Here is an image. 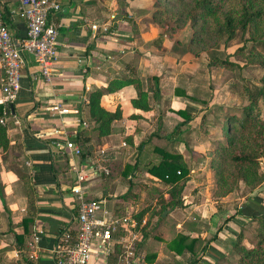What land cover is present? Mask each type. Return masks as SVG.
I'll use <instances>...</instances> for the list:
<instances>
[{
  "label": "crops",
  "instance_id": "obj_1",
  "mask_svg": "<svg viewBox=\"0 0 264 264\" xmlns=\"http://www.w3.org/2000/svg\"><path fill=\"white\" fill-rule=\"evenodd\" d=\"M136 1L59 0L60 8L49 15L57 31L50 75H41L31 53L22 51L20 85L15 97L6 100L0 92L2 123L9 141V157H3L0 150V264H56L52 249L61 229L76 225L78 199L71 187L77 171L85 174L81 181L83 197L101 196L105 208L114 214L130 212L135 217L150 202L139 221L140 227L146 223L150 234L142 244L135 245L139 227L133 243L134 264H146L145 254L150 252L154 264H190L187 251L176 253L166 246L177 231L199 236L206 242L199 258L191 264H230L224 259L231 254L235 264H239L232 244L237 233H243L250 216L264 210V182L259 189L241 195L236 204L230 203L227 195L217 201L200 190L201 196H188L191 172L200 170L208 177L211 169L206 164L207 151L213 141L222 137L217 132L213 136L212 129L204 132L199 128L204 123L209 127L205 122L209 106L202 101L207 71L196 59L159 56L146 50L142 44L144 23L137 17L128 19L132 7L138 6ZM15 4L16 0H0V11L9 12V31L19 41L26 25L15 14ZM127 74L144 82L143 89L147 76H157L158 94L152 97L147 90L149 108L143 110L130 102L137 91L134 84L104 90L101 105L107 109L118 106L121 116L111 122L109 133L97 136L87 122V92ZM52 101H59L69 111H50L47 106ZM178 108H185L190 117L184 121L175 112ZM223 108L219 107L220 114L213 121L217 128L226 110ZM160 110L163 115L158 118ZM152 131L167 136L170 150L181 155L188 169L181 189L182 204L163 209L160 216L152 212V206L158 207L157 190L167 197L168 184L147 169V163L159 158L152 149L156 136L151 134V139L145 141ZM64 136L81 142L84 154L74 155L55 147L54 141ZM192 156L197 159L192 161ZM108 159L121 164L136 159L138 163L129 180L117 174L106 181L108 167L104 161ZM24 178L32 190L30 202L26 199ZM117 185L123 188L114 193L111 190ZM203 187L207 192V186ZM191 221L193 226H189ZM15 233H22V239L16 241Z\"/></svg>",
  "mask_w": 264,
  "mask_h": 264
},
{
  "label": "trees",
  "instance_id": "obj_2",
  "mask_svg": "<svg viewBox=\"0 0 264 264\" xmlns=\"http://www.w3.org/2000/svg\"><path fill=\"white\" fill-rule=\"evenodd\" d=\"M191 17H212L208 26L213 35L220 38L225 34V38H231L238 30L241 33L249 31V39L254 42L260 39L264 34V0H193L191 5ZM2 21L7 24L9 12L0 11ZM248 59L259 63L263 68L260 77V85L254 91L248 92L247 102L240 109L242 116L238 117L231 111L225 110L220 122L221 138L216 140L215 145L207 151L208 165L211 168L214 177L213 196H222L232 190L242 181L248 190H252L263 180V171L260 169L261 157L264 154V117L261 113L264 110V51H258L252 45L248 50ZM132 83L136 88V95L130 99L133 107L147 109V90L152 97L158 94V77L150 75L146 77V88L141 87V80L136 75L127 74L123 77L110 79L104 87H93L87 92V107L90 129L95 131L97 136L105 135L110 132L111 122L121 116L120 108L107 109L100 103V96L106 91H112L124 84ZM4 106L0 103V117L3 115ZM175 112L187 120L190 113L185 108L175 109ZM130 116H132L130 114ZM151 134L156 136V143L152 144V149L159 154L156 162L147 163V169L150 173L156 175L165 183L167 187V197H162L160 190H157L156 202L157 209L152 206V212L160 216L165 208L180 206L182 204L181 189L187 179V166L181 160L178 152L171 151L170 145L166 140L167 136L152 131L148 134L145 141L151 139ZM76 141V140H75ZM80 147L81 142H76ZM8 137L6 128L0 123V150L4 157L8 155ZM141 143L138 144L140 147ZM138 161L133 163L121 164L118 160L108 159L104 161L108 170L105 174L106 181L111 180L117 174L126 177L128 180L134 168L137 167ZM178 170V172H176ZM25 194L27 202L32 199V190L24 178ZM130 190V188H129ZM128 194V191L124 194ZM151 194V193H150ZM85 199H97L99 197H84ZM150 202L145 203L135 214L137 221H140L142 213L148 209ZM256 221L255 242L246 247L241 241V233L238 232L232 244V247L238 253L239 264H264V210L250 216ZM22 221H27L22 219ZM188 222V221H187ZM192 224V225H191ZM76 225L74 227H65L61 229L57 241H60L61 232L67 230L71 237L75 235ZM146 223L140 227V236L136 244H142L148 234L145 229ZM193 226V221L189 223ZM156 237V236H155ZM14 239H22V233L14 234ZM168 249L176 253L187 251L191 256L188 258L190 264L195 262L201 252L206 247L205 240L199 236H191L186 233L177 231L167 241ZM153 254H145L146 264L152 262Z\"/></svg>",
  "mask_w": 264,
  "mask_h": 264
},
{
  "label": "rangeland",
  "instance_id": "obj_3",
  "mask_svg": "<svg viewBox=\"0 0 264 264\" xmlns=\"http://www.w3.org/2000/svg\"><path fill=\"white\" fill-rule=\"evenodd\" d=\"M192 1L137 0L138 6L132 7L131 16L128 19L130 21L134 20L133 17H137L144 23L142 44L149 52L176 58L183 55L181 57L185 59L193 58L196 59L197 64H204L207 71V88L203 93L205 100L202 101L206 102L207 107L209 106L207 114H205V116L207 115L205 122L209 123V127L204 123V128H199L204 129V132L212 129V135L215 136L216 132L217 135L221 134L220 126L217 128L216 123L213 122L220 114L219 107L222 106L227 111L233 110L238 117L242 116L240 107L247 102L248 92L256 90L260 85L263 68L259 63L250 61L247 52L252 48V45L256 50L264 51V34H261L260 39L254 42L249 39L250 32L247 30L242 33L237 30L229 39L225 38V34L217 38L208 26L212 17H191ZM142 84L144 85V82ZM160 109L163 108L160 107ZM162 115L163 112L160 110L157 117L160 118ZM261 117H264V110ZM216 140L213 141L211 148L215 145ZM191 159L195 161L197 156H192ZM260 169L264 174V154L261 157ZM191 177V184H188L189 188H187L190 193L188 196L199 197L201 196L200 191H202L207 197L212 196L217 201L221 198V196L212 194L215 189L212 171L207 177L205 172L196 170L191 172ZM206 177L209 179L208 181ZM263 182L264 175L263 180L255 188L259 189ZM203 186H207V192ZM122 188V185H117L111 191L115 193ZM255 188L248 190L242 181H238L237 185L225 195L229 197L230 203L236 204L241 195L244 196ZM104 207H106V202H104ZM255 226L256 221L250 219V222L243 227V233L240 232V243L246 247L252 245L256 240ZM235 253L238 257L237 251ZM224 260V263H227V260L230 264L236 263L232 254L226 256Z\"/></svg>",
  "mask_w": 264,
  "mask_h": 264
},
{
  "label": "built area",
  "instance_id": "obj_4",
  "mask_svg": "<svg viewBox=\"0 0 264 264\" xmlns=\"http://www.w3.org/2000/svg\"><path fill=\"white\" fill-rule=\"evenodd\" d=\"M59 8V0H16L15 14L23 18L26 25L25 34L19 41L12 37L0 12V92L6 100L13 99L19 89L22 51L31 53L41 75L46 78L50 75L56 55L57 31L49 15ZM47 108L57 114L69 111L59 101H52ZM53 144L74 155L80 152L79 145L66 136ZM90 171L94 172V168L90 167ZM84 178V173L76 172L75 184L71 187L78 199L76 232L73 237L67 230L61 232L60 241L52 249L56 264H134L133 243L141 222L138 223L130 212L114 214L108 211L104 207V198L85 199L81 185Z\"/></svg>",
  "mask_w": 264,
  "mask_h": 264
}]
</instances>
